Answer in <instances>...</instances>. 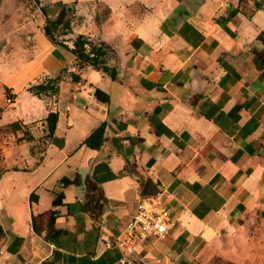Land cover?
<instances>
[{
  "label": "crops",
  "instance_id": "1",
  "mask_svg": "<svg viewBox=\"0 0 264 264\" xmlns=\"http://www.w3.org/2000/svg\"><path fill=\"white\" fill-rule=\"evenodd\" d=\"M57 1L81 7L60 39L107 43L116 79L48 40L41 6ZM98 1L111 9L101 24L93 4H40L34 53L20 65L9 43L0 54V264H119L120 231L156 194L176 226L132 264H202L233 220L264 212V0ZM64 68L57 93L28 90ZM102 123L103 145L89 148Z\"/></svg>",
  "mask_w": 264,
  "mask_h": 264
},
{
  "label": "rangeland",
  "instance_id": "2",
  "mask_svg": "<svg viewBox=\"0 0 264 264\" xmlns=\"http://www.w3.org/2000/svg\"><path fill=\"white\" fill-rule=\"evenodd\" d=\"M53 1L55 0H0V54L4 52L5 44L9 43L10 50H6V53L19 54L14 59L17 60L16 65H20L29 53H34L32 48H28L31 40L34 43L41 28L39 5ZM90 2L91 0H80L86 13H92V4L96 12H105L101 1ZM74 3L69 6L70 10H80L81 7H74ZM202 264H264V212L254 210L233 220L205 250Z\"/></svg>",
  "mask_w": 264,
  "mask_h": 264
},
{
  "label": "trees",
  "instance_id": "3",
  "mask_svg": "<svg viewBox=\"0 0 264 264\" xmlns=\"http://www.w3.org/2000/svg\"><path fill=\"white\" fill-rule=\"evenodd\" d=\"M105 12L96 14V21L98 24H101L106 20L110 13L111 9L104 5ZM41 11L45 16V24L43 26V32L48 40L54 46H62L68 50H70L74 55V64L75 65H90L93 68L100 70L104 73H107L112 79L117 78V70L114 66L109 64L111 54H114V50L105 42H94L88 39L85 35H78L74 40V45L70 48L67 44L64 43L63 40L60 39L61 35H66L71 32L70 19L69 15L72 12L67 5L62 1H57L54 3L46 4L41 6ZM259 39L262 41L264 45V34L259 35ZM264 57V51H263ZM68 72V68H64L61 71V74L55 78H50L47 83H40L37 85H33L28 88L29 91L33 92L36 95H40L45 92L57 93L58 85L63 80V74ZM73 81H78L79 76L73 72H71ZM96 99L101 103L110 102V95L100 88H97L94 92ZM59 121V114L57 112H51L47 116V124H48V137L53 142H58L55 137V133L57 130V124ZM12 130L19 129L17 122L10 124L9 126ZM105 130L106 123H102L98 128H96L92 134L84 141L89 148L99 149L103 145L105 141ZM59 145H62L59 142ZM4 170L0 169V178ZM75 180H71L68 178H63L61 183L63 186L70 185L74 183ZM90 186V185H89ZM58 195H63L62 193ZM36 194H32L31 200L36 197ZM61 203V200L55 199L53 201L54 205ZM54 222L51 221L49 224V234L53 229ZM4 230L0 225V237H3Z\"/></svg>",
  "mask_w": 264,
  "mask_h": 264
},
{
  "label": "built area",
  "instance_id": "4",
  "mask_svg": "<svg viewBox=\"0 0 264 264\" xmlns=\"http://www.w3.org/2000/svg\"><path fill=\"white\" fill-rule=\"evenodd\" d=\"M175 226L176 222L161 194L139 196L135 213L116 240L121 251L119 264H132L134 255L147 241L165 239Z\"/></svg>",
  "mask_w": 264,
  "mask_h": 264
}]
</instances>
